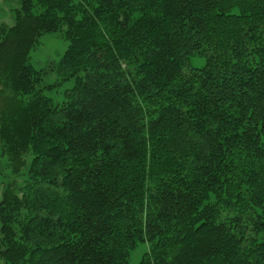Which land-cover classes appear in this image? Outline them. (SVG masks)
I'll use <instances>...</instances> for the list:
<instances>
[{
    "label": "trees",
    "instance_id": "trees-1",
    "mask_svg": "<svg viewBox=\"0 0 264 264\" xmlns=\"http://www.w3.org/2000/svg\"><path fill=\"white\" fill-rule=\"evenodd\" d=\"M18 3L0 25V259L129 264L146 243L139 264H264V0ZM52 34L69 47L37 69Z\"/></svg>",
    "mask_w": 264,
    "mask_h": 264
},
{
    "label": "rangeland",
    "instance_id": "rangeland-1",
    "mask_svg": "<svg viewBox=\"0 0 264 264\" xmlns=\"http://www.w3.org/2000/svg\"><path fill=\"white\" fill-rule=\"evenodd\" d=\"M19 7L18 0H0V25H12L13 24V10ZM69 47L68 41L61 38L59 35H45L41 38L40 45L31 53V63L37 69H49L53 65L60 63L61 59L65 55ZM206 64V59L203 57L194 56L191 58L190 65L194 68H201ZM57 80V74L55 72H49L48 81L54 83ZM74 81L65 82L56 91L49 93L48 95L55 100L61 102L64 100V92L72 89ZM5 184H8L4 178V171L0 170V199L2 190ZM148 251V244L141 243L131 253L129 264H139L143 255ZM0 264H5L0 259Z\"/></svg>",
    "mask_w": 264,
    "mask_h": 264
}]
</instances>
